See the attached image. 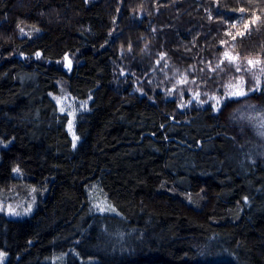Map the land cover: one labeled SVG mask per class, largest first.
I'll use <instances>...</instances> for the list:
<instances>
[{"label":"trees","instance_id":"16d2710c","mask_svg":"<svg viewBox=\"0 0 264 264\" xmlns=\"http://www.w3.org/2000/svg\"><path fill=\"white\" fill-rule=\"evenodd\" d=\"M240 7L0 0V193L38 190L28 216L0 213L4 264H264V143L249 117L264 95L179 106L253 77L247 59L264 66V27L225 35L248 23ZM61 81L84 102L75 148L51 96ZM101 197L115 212L96 210Z\"/></svg>","mask_w":264,"mask_h":264},{"label":"rangeland","instance_id":"374dc122","mask_svg":"<svg viewBox=\"0 0 264 264\" xmlns=\"http://www.w3.org/2000/svg\"><path fill=\"white\" fill-rule=\"evenodd\" d=\"M62 65L66 69L67 72H70L72 65L74 63V60L66 55L62 59ZM249 71L251 72V75L253 77L247 79L245 77H238L234 81H230L226 84L224 91L221 93L219 91H215L214 93H211L210 95H204L202 92L203 91H192L190 93L189 99L186 100L183 99L179 102V106L184 105L181 108H188L192 105L195 106H201L206 103H211V105L216 104V99H210L211 97H216V98H221L224 96H227L228 93L237 91V90H243L247 91V87H256L257 81H259L260 86L264 87V66H261L260 64H256L255 66L250 65ZM118 76L124 78V72L118 74ZM58 87V92L57 94H51L53 100L55 101L58 110L60 112H65L67 113L68 116V121L66 124V129L69 133V136L72 140V145L74 143V138H75V147L77 146L78 143V137L74 134V123H75V115H76V110L78 107L83 106L84 102L82 101H77L74 102L71 97L66 92V87H65V82L61 81L57 84ZM224 88V87H221ZM171 89V92H173V89ZM244 97V96H243ZM195 98V99H194ZM242 98V97H237L234 98L235 100ZM206 102L201 104V102ZM224 101H221V107L223 106ZM244 106V105H243ZM251 114V115H250ZM249 117L251 116V119L253 118L254 124L253 126L255 127L256 130V135L260 136L263 140L264 143V114H260L261 116H257L254 113H250ZM254 117H253V116ZM7 145V142H4L0 139V149L5 147ZM264 145V144H263ZM73 147V148H75ZM264 147V146H263ZM264 152V149L262 150ZM18 182V181H16ZM22 182V181H20ZM18 182L16 185L13 186V190L9 192L8 195L0 193V213L4 214L8 218H23L31 214L36 207V193L38 190H33L28 188V191H26L24 188V184ZM38 194V193H37ZM31 208L30 211L26 212V209ZM95 207L97 208L96 210L103 213V212H112L109 209L113 208L110 206V204L105 200V198L101 197L98 199V201L95 204ZM101 209H104V211H101ZM115 212V211H114ZM13 213H19V215H15ZM3 253V252H0ZM5 254L3 253V256L0 257V264H4L6 257L4 256Z\"/></svg>","mask_w":264,"mask_h":264},{"label":"snow or ice","instance_id":"6c2138e0","mask_svg":"<svg viewBox=\"0 0 264 264\" xmlns=\"http://www.w3.org/2000/svg\"><path fill=\"white\" fill-rule=\"evenodd\" d=\"M245 3L248 5L247 8L240 7L238 9H232L231 10L233 12L239 11L241 13V16H240V22L241 23H243L244 14L246 12L250 11L252 13L248 23H244L242 31H238L235 35H233L231 32L225 33V35L229 36L234 41L237 39V37H240L242 40L244 38L251 37L253 31H256L259 33L261 27H264V16L256 15L257 11L264 12V7H261V5H264V0H245ZM217 11H219V9H217ZM257 25H259L260 27H257ZM220 43L223 44L224 41H221ZM37 56H39V53H37ZM223 56L225 57V59L228 61L229 64L235 65L236 72H240L242 70L238 65H236V61L240 59L239 56H233L227 51H225L223 53ZM223 62L224 61H221V63H223ZM260 63H261L260 60L247 59L248 65L255 66L256 64H260ZM217 67H219V65ZM212 71H215V69H212ZM244 71H247V69H244ZM180 82L183 83L185 81H180ZM255 92H261V94L264 95V88H262L260 86L259 81H257L256 87L248 88L247 91H243V90L233 91V92L228 93L227 96H224L221 98L211 97L210 99H216V104L211 105L212 110L214 112L220 111L222 100L224 101L223 106H226L227 102L232 101L234 98L247 96L250 93H255ZM203 103H206V102L202 101L201 104H203ZM183 106L184 105H181V107H183ZM73 147H75V138H74ZM13 171L18 172L19 169H14ZM30 210H31V208L29 207L28 209H26V212L30 211ZM109 210L114 212L115 208H110ZM101 211H104V209H101ZM13 214L19 215V213H13ZM2 256H3V253H0V257H2Z\"/></svg>","mask_w":264,"mask_h":264}]
</instances>
